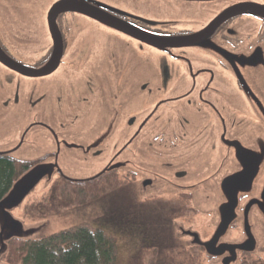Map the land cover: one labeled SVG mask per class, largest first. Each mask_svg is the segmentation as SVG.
Listing matches in <instances>:
<instances>
[{
	"label": "flooded vegetation",
	"instance_id": "flooded-vegetation-1",
	"mask_svg": "<svg viewBox=\"0 0 264 264\" xmlns=\"http://www.w3.org/2000/svg\"><path fill=\"white\" fill-rule=\"evenodd\" d=\"M64 2L74 6L63 9ZM142 7L148 10L146 15L140 12ZM88 25L109 35L92 31ZM111 39L118 51L104 52L101 40ZM130 48L141 58H169L175 77H179L172 80V70L162 67L163 73L155 74V83L140 84L137 92L152 101L153 107L126 113L112 125L116 128L112 134L100 138H104L102 144L96 141L101 147L95 150L93 141V148L84 147L80 156L84 163H95L104 151L101 148L105 145L104 152H108L116 141V150L120 151L113 160L127 161L130 156V167H138V172L113 169L99 179L120 174L124 177L121 186L135 188L141 197L145 196L140 189L152 188L154 183L160 189L167 187L176 193L170 199L179 204L166 202L185 210L188 205L189 211L196 213L192 187L167 186L169 163L177 155L188 159L196 150L214 153L215 140L226 161L231 154L255 159L258 145L264 144V0H143L141 7L133 4L132 8L106 0H0V108L13 109L18 119L17 124L0 130L3 140L8 137L10 143L14 142L4 155L28 167L50 159L56 167L67 165L66 148L71 146V138L76 140L69 133L82 126V122L70 126L68 115L77 118V108L80 120V108L88 107L94 83L116 87L112 81L114 53L124 54ZM143 62L147 68L148 59ZM118 88L121 96L115 99L121 110L141 108L145 103L129 105L130 91L123 84ZM75 89L76 95L85 91L77 107L70 100V91ZM54 91L57 93L50 96ZM110 93L105 89L101 95L111 99ZM50 107L53 116L57 115L55 121L48 120ZM190 110L198 114L191 120L187 117ZM119 128L127 142L116 137ZM130 142L138 143V148H132ZM189 150L191 153H187ZM256 168L236 164L207 167L204 177L212 186L225 187V193L234 199L237 185ZM260 168L259 175H264V167ZM231 170L240 173L226 175ZM176 176L181 179L186 173ZM99 179L65 181L78 185ZM254 189L249 194L242 190L237 209L223 211L216 221L225 237L223 246L245 248L238 252V264H264L252 252L264 251V209L254 206H264V179L258 177ZM123 193L127 199L128 189ZM212 225L207 228L214 229ZM250 235L255 238V247L243 242ZM188 244L206 259L214 258L194 237H188Z\"/></svg>",
	"mask_w": 264,
	"mask_h": 264
},
{
	"label": "rangeland",
	"instance_id": "rangeland-1",
	"mask_svg": "<svg viewBox=\"0 0 264 264\" xmlns=\"http://www.w3.org/2000/svg\"><path fill=\"white\" fill-rule=\"evenodd\" d=\"M107 2L118 4L120 6L132 8L133 4H138L141 7V2L143 0H106ZM140 12L144 15L148 13L146 7H142ZM92 31L104 33L105 36L109 35L105 31L97 29L98 27L94 25H88ZM93 40V35H91ZM103 42L104 52L118 51L113 48V40ZM121 48V47H120ZM123 51V49L121 48ZM134 49L130 48L125 51L124 54L114 53L112 62L115 67V74L112 76V81L115 82V86L112 84L101 85L100 83H94L91 89V97L88 101V107H81L80 111L82 116L78 120L77 108H74L77 118H74L72 114L68 115L70 118V126H77L79 122H82L80 128H73L69 135L76 140L71 138L72 144L67 147V155L69 158L68 164H64V167H56L52 159L47 163H40L31 167L27 172L22 174L13 184L10 192L4 197L0 204V264H7L4 260V256L8 251V238L14 231V239L16 240H29L37 239L42 237H47L52 234L64 231L73 227L80 226L82 224H90L98 219L104 213L105 205H111V202L125 201L123 199L124 190L128 187H122L121 182L124 180L122 175H117L114 177L107 176L102 182L96 183L94 186H99L105 192V200L97 201L95 197L84 199L83 194L77 193L76 185L65 184L61 182L60 177H63L70 181H87L97 178L101 174H105L113 169L124 171H136L138 172V167H130V156L127 161L126 159L115 161L113 158L117 154L119 148L116 150V141H112L108 152H104L106 146L104 145L101 149V156L95 158L96 162L93 163L88 161L84 163L82 154V149L84 147H92L93 141L95 142V150L99 147L96 141L102 144L103 139L101 137L108 136L112 134L116 128L112 125L117 121L122 119L126 113H131L133 111H139L140 109H146L148 107L152 108V101L144 98L140 95L136 88L143 83H155V74L159 75L163 73L164 70H160L162 67L166 68L167 71L172 70V63L169 58L165 57H138L133 53ZM146 51V49H145ZM147 54V53H146ZM145 54V55H146ZM148 59V67L145 68L143 62L144 59ZM169 77L172 80H177L179 76L175 77V71L172 70ZM99 80L102 78L99 76ZM123 84L130 91L128 94V104L138 105L144 100L145 103L141 108L134 107L121 110L120 103L116 102L115 97L120 99L121 91H118V85ZM107 89L112 96L111 99L105 94V98L102 97V90ZM101 92V93H100ZM50 92V96L56 94ZM71 101L74 107H77V102L80 98L84 97L85 91L83 90L80 94L76 95L77 89L70 91ZM94 93V95H93ZM93 95V97H92ZM2 93L0 92V98ZM101 103V100H103ZM154 99V98H153ZM155 102V99H154ZM147 103V104H146ZM150 103V104H148ZM0 108V130L8 129L12 124H17L18 119L15 115L13 109L9 111L2 110ZM52 108H49L48 120L55 121L57 115L52 114ZM83 111V112H82ZM188 119H193L196 115L195 110H190L188 112ZM5 116V117H4ZM53 116V117H52ZM67 114L64 116V118ZM4 117V122H1V118ZM147 119V117L145 118ZM16 128V127H15ZM118 134L116 137L125 142L123 139L125 133L122 132V128L117 129ZM115 132V133H116ZM135 132V129H134ZM3 131L0 133V155L6 154L13 145L14 142L10 138L6 137L4 140L1 138ZM129 135H132V131H129ZM128 141V140H127ZM126 141V142H127ZM217 144V150L214 153L210 151L196 150L187 159L185 155H177L174 161L170 162V175L166 178L167 186L174 189H190V194L196 197L193 200L194 209L197 211H189L188 205L183 216L175 221V235L179 238V243L183 246V251L181 257L185 256L187 261L190 260L188 264H238V252L242 249L237 244H231L223 246L222 242L225 237L222 232L218 231L217 219L223 211H230L234 208L237 209L238 195L241 192H253L255 189V182L259 177V180L264 179V175H259L261 168L264 167V144H259L258 149L255 151L257 156L255 159L245 160L241 155H230V161L225 160V155L223 157V151ZM8 142V143H7ZM76 144V145H74ZM132 148H138V143L133 144ZM8 145V146H5ZM79 145L82 147L79 149ZM91 148V149H92ZM142 148V147H139ZM116 150V151H115ZM192 150L187 151L191 153ZM81 152V154H80ZM62 153V152H61ZM186 153V154H187ZM185 156V157H184ZM183 157V158H182ZM236 164L240 167H258L253 175L246 177L241 185H237L238 192L235 194L234 199L228 197V193L225 192V187L219 188L208 184L204 177V172L207 167H233ZM243 171V170H242ZM183 172L186 176L181 179H177V174ZM239 171H229L228 174H237ZM240 173V172H239ZM142 173H138L141 176ZM232 177V176H230ZM171 179V180H170ZM151 180H153L151 178ZM62 183V184H60ZM133 189V197L137 203H165L171 204L166 201L175 202L171 200L176 193H173L169 188L164 187L160 189L159 185L153 184L152 188L140 189V194L145 197H141L136 194V189ZM244 190V191H242ZM160 191V192H159ZM55 193V194H54ZM54 194V195H53ZM52 196H54L57 202H62L66 206L59 208L57 210L50 209L49 203ZM56 196V197H55ZM102 197V196H100ZM205 197L207 199H205ZM87 202V203H85ZM173 205V203L171 204ZM257 208L264 209L263 205H254ZM214 220V221H213ZM210 222V223H209ZM214 229H208L211 226ZM216 223V224H215ZM227 223V222H226ZM208 224L210 226H208ZM14 225H17V229H14ZM193 236L197 239V243L205 249L207 255L214 257L208 260L204 257L202 252L197 248H192L188 244V237ZM252 236V238L250 237ZM247 236L243 242H251L250 247L254 244L252 241L255 240L253 235ZM195 241V240H194ZM248 249V245L246 246ZM255 247V246H254ZM254 256H259V258L264 260V251L255 252L252 251ZM177 261H180L177 259Z\"/></svg>",
	"mask_w": 264,
	"mask_h": 264
},
{
	"label": "trees",
	"instance_id": "trees-1",
	"mask_svg": "<svg viewBox=\"0 0 264 264\" xmlns=\"http://www.w3.org/2000/svg\"><path fill=\"white\" fill-rule=\"evenodd\" d=\"M30 168L24 162L0 155V201L14 182ZM103 179L76 185L77 193L83 194L84 199L95 197L97 201H104L105 192L99 186H94ZM65 180L61 179V182L69 184ZM133 195V189L128 188L127 199L124 198L125 194L123 196L125 201L114 199L109 208L105 205L102 216L90 224L47 237L12 240L3 258L7 264L190 263L179 254L184 247L179 243L173 227L174 221L183 216L185 207L137 203ZM49 206L57 210L66 204L57 202L52 196Z\"/></svg>",
	"mask_w": 264,
	"mask_h": 264
},
{
	"label": "water",
	"instance_id": "water-1",
	"mask_svg": "<svg viewBox=\"0 0 264 264\" xmlns=\"http://www.w3.org/2000/svg\"><path fill=\"white\" fill-rule=\"evenodd\" d=\"M61 5H63L64 7H63V9H70V8H72L74 5H73V3H69V2H64V3H62ZM1 155H4V154H1ZM102 175V174H101ZM100 176V175H99ZM147 184H150V182H147ZM147 185H143V187H146ZM11 190V189H10ZM10 192V191H9ZM8 192V193H9ZM2 200H5L4 198L2 199ZM2 200L0 201V204L2 203ZM17 227V225H14V228H13V230L14 229H17L16 228ZM13 233H14V231H13ZM11 234L10 236H9V238H8V242H10V241H12V240H16V239H14V234ZM191 236V235H190ZM193 237V236H192ZM196 239V238H195ZM29 240H31V239H29ZM21 241H23V240H21ZM198 245H199V243H197ZM6 255V254H5Z\"/></svg>",
	"mask_w": 264,
	"mask_h": 264
}]
</instances>
